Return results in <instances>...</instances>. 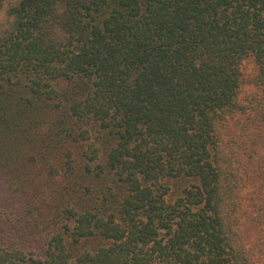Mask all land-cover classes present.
Here are the masks:
<instances>
[{"label": "trees", "instance_id": "16d2710c", "mask_svg": "<svg viewBox=\"0 0 264 264\" xmlns=\"http://www.w3.org/2000/svg\"><path fill=\"white\" fill-rule=\"evenodd\" d=\"M257 118L264 0H0V264H264Z\"/></svg>", "mask_w": 264, "mask_h": 264}, {"label": "rangeland", "instance_id": "374dc122", "mask_svg": "<svg viewBox=\"0 0 264 264\" xmlns=\"http://www.w3.org/2000/svg\"><path fill=\"white\" fill-rule=\"evenodd\" d=\"M244 75L247 79L243 87L242 96L245 98L257 91L254 77L257 66L252 56L244 59L242 63ZM250 138L255 144L252 156L243 158L245 164V179L241 185V229L247 246L260 255V246L264 241V120L257 118L253 125ZM249 155H251L249 153Z\"/></svg>", "mask_w": 264, "mask_h": 264}]
</instances>
